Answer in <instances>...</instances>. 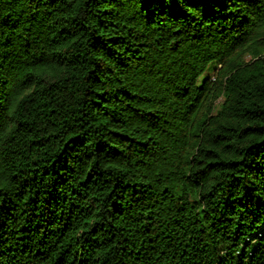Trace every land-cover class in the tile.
Returning a JSON list of instances; mask_svg holds the SVG:
<instances>
[{
  "label": "trees",
  "instance_id": "16d2710c",
  "mask_svg": "<svg viewBox=\"0 0 264 264\" xmlns=\"http://www.w3.org/2000/svg\"><path fill=\"white\" fill-rule=\"evenodd\" d=\"M0 264H264V0H0Z\"/></svg>",
  "mask_w": 264,
  "mask_h": 264
},
{
  "label": "rangeland",
  "instance_id": "374dc122",
  "mask_svg": "<svg viewBox=\"0 0 264 264\" xmlns=\"http://www.w3.org/2000/svg\"><path fill=\"white\" fill-rule=\"evenodd\" d=\"M212 74H213V70H211V71L208 72V75L209 76H212Z\"/></svg>",
  "mask_w": 264,
  "mask_h": 264
}]
</instances>
